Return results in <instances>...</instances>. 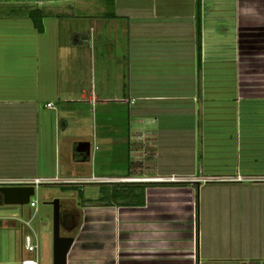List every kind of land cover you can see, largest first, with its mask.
Segmentation results:
<instances>
[{
  "label": "crops",
  "instance_id": "1",
  "mask_svg": "<svg viewBox=\"0 0 264 264\" xmlns=\"http://www.w3.org/2000/svg\"><path fill=\"white\" fill-rule=\"evenodd\" d=\"M261 176L264 0H0V184L100 188L59 197L67 264H264ZM30 206L0 210V264Z\"/></svg>",
  "mask_w": 264,
  "mask_h": 264
},
{
  "label": "rangeland",
  "instance_id": "2",
  "mask_svg": "<svg viewBox=\"0 0 264 264\" xmlns=\"http://www.w3.org/2000/svg\"><path fill=\"white\" fill-rule=\"evenodd\" d=\"M99 160H101V158L99 157L98 161H97V168L99 166ZM99 186L95 185V184H90V183H84V184H80V185H76L74 187L71 188H63L61 185L58 184H43L40 187H38L37 192L35 194V196H33L34 200H37V212L35 213L36 216L34 217V219L32 220V226L36 229L37 233H39V239H40V264H53V206L50 204H47L46 202H51L54 199L59 197H65V196H72L75 197L77 199H80V194L81 191L83 190V194L85 196H91L95 191L96 193L99 192ZM67 203L69 202L71 205L75 204V201L68 199L66 201ZM86 208H89V206H86ZM2 209H9V213H12V216H22V213L24 215L25 218H30V216L33 215V213L35 212V207H31L30 204H26V205H13V206H3L1 207L0 210ZM21 210H23V212H21ZM91 212L90 209H85L84 212ZM95 213H97L96 211H94ZM114 212V211H113ZM18 213V214H17ZM99 213V211H98ZM99 222V221H98ZM104 228V227H103ZM106 231L108 234H106V239L112 238V234L115 232L114 228L110 225L108 227L105 226ZM99 229H101V226H99ZM113 231V233H112ZM13 240L15 239V244L14 246H16L17 242V246H20V241H21V237L20 235L16 232L15 236H12ZM3 240V239H2ZM2 240L0 238V244H2ZM113 238L111 239L110 242L112 241ZM82 242L86 243V239L85 237H81L79 238V242L78 245H81ZM83 243V244H84ZM113 244H109L107 245V247L109 246V248L112 246ZM2 246V245H1ZM25 257H33L35 256L34 252H26L24 254ZM21 257L19 256V261Z\"/></svg>",
  "mask_w": 264,
  "mask_h": 264
},
{
  "label": "water",
  "instance_id": "3",
  "mask_svg": "<svg viewBox=\"0 0 264 264\" xmlns=\"http://www.w3.org/2000/svg\"><path fill=\"white\" fill-rule=\"evenodd\" d=\"M80 152H88L90 144L80 142L77 146ZM0 193L5 204L26 205L36 194L33 184L3 183L0 184ZM53 205V264H67L68 253L74 242V237L65 235L61 230V202L58 198L50 202Z\"/></svg>",
  "mask_w": 264,
  "mask_h": 264
},
{
  "label": "built area",
  "instance_id": "4",
  "mask_svg": "<svg viewBox=\"0 0 264 264\" xmlns=\"http://www.w3.org/2000/svg\"><path fill=\"white\" fill-rule=\"evenodd\" d=\"M132 103L134 102V99L131 101ZM47 106L49 108H54L53 102H48ZM148 180V181H158V182H169V183H181L189 180V178L178 175V174H171L168 176H155L152 178H119L117 181H130V180ZM235 180L238 181H244L247 180L244 176L241 174H237L236 177L234 178ZM99 181V182H108L110 181L107 178H96L93 177L89 179L88 181ZM204 181L206 179H203ZM248 180H255V181H262L264 182V176L258 177V178H250ZM52 180L50 179H42V178H35L34 180H29L25 182H7V183H21V184H33L35 185L36 188H38L40 185L45 184V183H51ZM30 204L32 206H37V201L34 199H31ZM24 248L25 250L29 252H34L35 256L33 257H27L23 258L21 260L20 264H40V258L38 255V252L40 250V240L37 235H26L24 238Z\"/></svg>",
  "mask_w": 264,
  "mask_h": 264
},
{
  "label": "trees",
  "instance_id": "5",
  "mask_svg": "<svg viewBox=\"0 0 264 264\" xmlns=\"http://www.w3.org/2000/svg\"><path fill=\"white\" fill-rule=\"evenodd\" d=\"M132 192V189H126V190H124V189H118L117 187H114L112 190H108V189H101V193L103 194V196H102V198L104 199V198H110V199H114V200H117L118 199V197L120 196V195H124L125 194V196H127V197H129ZM83 196V191H81V194H80V197H82Z\"/></svg>",
  "mask_w": 264,
  "mask_h": 264
}]
</instances>
